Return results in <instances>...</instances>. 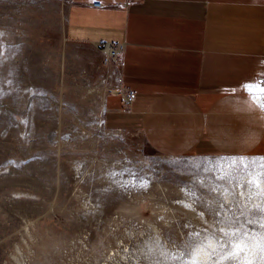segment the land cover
Listing matches in <instances>:
<instances>
[{"label": "rangeland", "instance_id": "1", "mask_svg": "<svg viewBox=\"0 0 264 264\" xmlns=\"http://www.w3.org/2000/svg\"><path fill=\"white\" fill-rule=\"evenodd\" d=\"M64 3L0 0V264H181V242L205 229L217 247V229L230 227L216 221L221 204L247 211L264 198L234 197L207 169L220 164L242 182V170L215 158L264 157V146L170 156L111 125L121 51L64 39ZM199 248L203 261L209 249Z\"/></svg>", "mask_w": 264, "mask_h": 264}, {"label": "crops", "instance_id": "2", "mask_svg": "<svg viewBox=\"0 0 264 264\" xmlns=\"http://www.w3.org/2000/svg\"><path fill=\"white\" fill-rule=\"evenodd\" d=\"M64 4V39L122 46L120 71L136 97L127 106L110 98L111 125L140 131L170 156L251 154L264 146V100L241 87L264 77V0Z\"/></svg>", "mask_w": 264, "mask_h": 264}, {"label": "snow or ice", "instance_id": "3", "mask_svg": "<svg viewBox=\"0 0 264 264\" xmlns=\"http://www.w3.org/2000/svg\"><path fill=\"white\" fill-rule=\"evenodd\" d=\"M243 90L250 95H260L264 97V79L258 82H246L241 86ZM264 108V105H261ZM211 160L213 158H206ZM219 161H228L233 169V173L243 171L248 179L239 180L235 174L225 175L220 164H216L213 168L209 165L207 170L212 171V178L223 182L233 189V196L243 195V190L255 193L264 198V189L261 184L264 183V157H217ZM240 161V163H236ZM198 167V166H197ZM236 180V183L233 181ZM222 185V186H223ZM241 189L239 193L235 189ZM216 191L217 189H213ZM236 208L241 209L236 214ZM244 206L237 200L235 204H228L227 208L221 204L220 211L214 213L218 223H227L230 227L228 230L220 227L217 231L221 234L218 240V246L213 247L211 240L208 239L207 229L203 230L205 238L196 243L191 242L193 238H199L200 232H189V240L182 241L184 255L176 257L181 260V264H264V205H257L254 208L243 210ZM231 211L233 215L226 217L225 212ZM202 215V214H201ZM235 225V227H231ZM251 226V227H249ZM259 229V231H257ZM224 237H228L227 243L223 241ZM175 243V241H173ZM199 247H206L209 252L205 260L196 259V250ZM187 257V258H185Z\"/></svg>", "mask_w": 264, "mask_h": 264}, {"label": "built area", "instance_id": "4", "mask_svg": "<svg viewBox=\"0 0 264 264\" xmlns=\"http://www.w3.org/2000/svg\"><path fill=\"white\" fill-rule=\"evenodd\" d=\"M94 5L99 6V5H101V2H94ZM107 45H109L113 50H115L116 54L119 51H122L121 44L107 43ZM119 80L121 82L122 87L120 89H118L117 95H120V97L125 102V104H131L136 97V92L123 84V76H121V78H119ZM251 96L255 99V95H251ZM262 102H264V101H262Z\"/></svg>", "mask_w": 264, "mask_h": 264}, {"label": "bare ground", "instance_id": "5", "mask_svg": "<svg viewBox=\"0 0 264 264\" xmlns=\"http://www.w3.org/2000/svg\"><path fill=\"white\" fill-rule=\"evenodd\" d=\"M107 49H106V51H107V53L110 55H115L116 54V51L115 50H113L109 45H107V47H106ZM255 98H257L258 100H263L262 98L263 97H261L260 95H255ZM199 250H200V248H198ZM204 250H205V248H204ZM201 251V250H200ZM206 251H208V250H206ZM201 253V252H200ZM202 253H204L203 251H202ZM204 254H207V253H204ZM200 255V254H199ZM207 256V255H206Z\"/></svg>", "mask_w": 264, "mask_h": 264}]
</instances>
